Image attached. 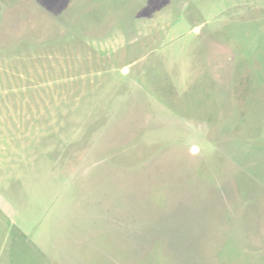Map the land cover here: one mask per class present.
Listing matches in <instances>:
<instances>
[{"label": "rangeland", "instance_id": "1", "mask_svg": "<svg viewBox=\"0 0 264 264\" xmlns=\"http://www.w3.org/2000/svg\"><path fill=\"white\" fill-rule=\"evenodd\" d=\"M0 264H264V0H0Z\"/></svg>", "mask_w": 264, "mask_h": 264}]
</instances>
